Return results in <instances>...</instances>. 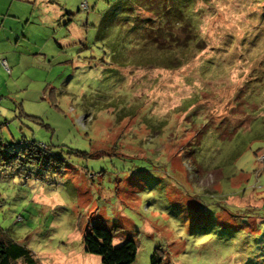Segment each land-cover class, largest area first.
Listing matches in <instances>:
<instances>
[{
    "label": "rangeland",
    "instance_id": "374dc122",
    "mask_svg": "<svg viewBox=\"0 0 264 264\" xmlns=\"http://www.w3.org/2000/svg\"><path fill=\"white\" fill-rule=\"evenodd\" d=\"M111 1L8 0L1 240L16 264H103L99 224L131 264H264V0H198L206 46L175 69L111 59ZM34 142L40 163L15 152Z\"/></svg>",
    "mask_w": 264,
    "mask_h": 264
},
{
    "label": "trees",
    "instance_id": "16d2710c",
    "mask_svg": "<svg viewBox=\"0 0 264 264\" xmlns=\"http://www.w3.org/2000/svg\"><path fill=\"white\" fill-rule=\"evenodd\" d=\"M207 2L208 0H202ZM198 0H114L108 3L100 20L101 37L109 48L111 59L121 67L136 66L175 69L190 62L206 46L197 18L203 11ZM194 94L175 108L187 109ZM183 104V106H182ZM165 119V118H164ZM38 147L36 150L32 146ZM36 142L26 154L40 163L47 150ZM81 153V151H74ZM31 157V156H30ZM58 158V157H57ZM87 252L101 256L103 264H131L136 256V242L125 239L113 244L111 230L99 224L86 228L83 237ZM19 250V251H18ZM23 248H9L0 238V264H16Z\"/></svg>",
    "mask_w": 264,
    "mask_h": 264
},
{
    "label": "crops",
    "instance_id": "0c3cea01",
    "mask_svg": "<svg viewBox=\"0 0 264 264\" xmlns=\"http://www.w3.org/2000/svg\"><path fill=\"white\" fill-rule=\"evenodd\" d=\"M10 1L11 3L13 2V0H10ZM7 2L8 0H0V56L1 54H4V53L6 54L8 51L13 49L14 37L16 35H17L16 37H18L17 31L15 30L16 33L13 32L14 30L12 29L13 28L12 25L10 27H7V19L10 16L9 8L11 5L10 2H8V4ZM6 4H7V7L5 8L4 6Z\"/></svg>",
    "mask_w": 264,
    "mask_h": 264
},
{
    "label": "built area",
    "instance_id": "2783aa9c",
    "mask_svg": "<svg viewBox=\"0 0 264 264\" xmlns=\"http://www.w3.org/2000/svg\"><path fill=\"white\" fill-rule=\"evenodd\" d=\"M4 61V60H3Z\"/></svg>",
    "mask_w": 264,
    "mask_h": 264
}]
</instances>
